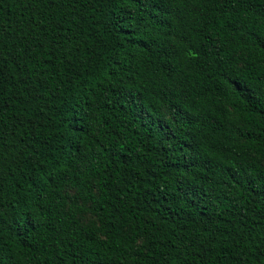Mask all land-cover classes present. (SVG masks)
<instances>
[{"label":"trees","instance_id":"1","mask_svg":"<svg viewBox=\"0 0 264 264\" xmlns=\"http://www.w3.org/2000/svg\"><path fill=\"white\" fill-rule=\"evenodd\" d=\"M0 264H264V0H0Z\"/></svg>","mask_w":264,"mask_h":264}]
</instances>
